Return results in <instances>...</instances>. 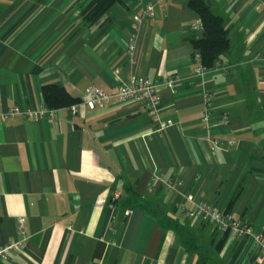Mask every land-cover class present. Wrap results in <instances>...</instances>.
I'll use <instances>...</instances> for the list:
<instances>
[{
  "label": "crops",
  "instance_id": "0c3cea01",
  "mask_svg": "<svg viewBox=\"0 0 264 264\" xmlns=\"http://www.w3.org/2000/svg\"><path fill=\"white\" fill-rule=\"evenodd\" d=\"M91 1L0 0V111L48 110L44 84L84 101L135 76L158 84L172 123L156 132L138 101L115 97L0 121V264H264L249 237L182 211L203 202L264 226V0H206L229 48L199 73L188 0H120L86 24Z\"/></svg>",
  "mask_w": 264,
  "mask_h": 264
},
{
  "label": "built area",
  "instance_id": "2783aa9c",
  "mask_svg": "<svg viewBox=\"0 0 264 264\" xmlns=\"http://www.w3.org/2000/svg\"><path fill=\"white\" fill-rule=\"evenodd\" d=\"M151 7H147L146 12L150 13ZM191 29L196 32L200 29L199 20L191 24ZM133 47L129 45L128 50L131 54ZM195 59H198V54H195ZM204 69L200 66L196 68V72L199 73ZM174 77H169L166 83V87L173 89L174 88ZM87 98L84 101H81L77 104L71 105L69 108L73 114L77 112L78 106L80 104L85 105L89 109H94L102 107L103 104L110 98L115 97L119 102H126L129 100L138 101L147 111L148 116L153 122L155 129L154 131L159 132L163 129L169 127L172 123L171 120H164L160 117V98L158 96V84L155 81H152L148 78L141 77H132L128 83L119 84L111 92H106L96 86H89L86 89ZM212 96L207 95L205 102L208 105ZM53 110H22L19 107H11L6 111H0V121H5L8 118L17 115L23 114L27 119H33L38 116H44L47 120L51 121L53 118ZM208 118L207 111L204 112V121ZM220 123L226 125L228 123V115L223 113ZM232 140L228 141V144L231 145ZM212 147H217L218 143L216 139L211 141ZM157 179V180H156ZM159 178H155L154 181H158ZM175 184L178 183L175 181H166L165 186L167 188H174ZM117 197V195H116ZM182 211L191 219L200 220L206 223L211 224L215 229L220 231L223 234H229L233 237H249L258 247L259 254L261 259H264V226L258 233H253L250 225L247 222L235 219L229 212L214 208L206 203H195L191 208H182ZM17 245V243L13 244ZM5 250L0 248V259L5 260Z\"/></svg>",
  "mask_w": 264,
  "mask_h": 264
},
{
  "label": "trees",
  "instance_id": "16d2710c",
  "mask_svg": "<svg viewBox=\"0 0 264 264\" xmlns=\"http://www.w3.org/2000/svg\"><path fill=\"white\" fill-rule=\"evenodd\" d=\"M118 1L120 0H92L82 11L83 21L86 24L98 22L103 18L106 10ZM187 5L198 16L201 28L200 34L190 37V42L198 54L200 65L204 68H211L229 48L227 30L223 26L222 18L211 12L206 0H188ZM41 93L44 104L52 110L70 107L81 102L66 88L56 84L42 85ZM133 204L160 220H166L162 209L157 206L139 199H135Z\"/></svg>",
  "mask_w": 264,
  "mask_h": 264
}]
</instances>
